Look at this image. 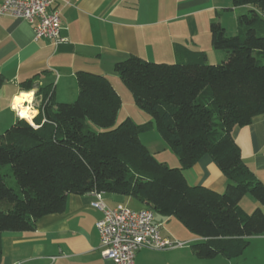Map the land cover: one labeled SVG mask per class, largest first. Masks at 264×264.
<instances>
[{
    "label": "trees",
    "instance_id": "1",
    "mask_svg": "<svg viewBox=\"0 0 264 264\" xmlns=\"http://www.w3.org/2000/svg\"><path fill=\"white\" fill-rule=\"evenodd\" d=\"M232 4L249 9L239 15L235 34L212 21V45L225 53L221 63L210 64L197 50H188L184 62L132 55L115 63L135 104L152 117L146 123L128 117L114 127L122 98L100 73H76L73 102L56 101L49 88L37 91L36 127L19 118L0 134V264L4 232L35 229L42 216L64 212L72 193H117L155 215L177 217L201 238L191 244L201 259L238 257L252 237L264 235V183L233 136L235 127L264 116V0ZM36 78L20 89L34 88ZM154 126L180 167L158 160L143 143L140 134ZM206 154L229 180L223 192L190 185L185 177L184 170ZM248 194L261 204L252 212L241 205Z\"/></svg>",
    "mask_w": 264,
    "mask_h": 264
},
{
    "label": "crops",
    "instance_id": "2",
    "mask_svg": "<svg viewBox=\"0 0 264 264\" xmlns=\"http://www.w3.org/2000/svg\"><path fill=\"white\" fill-rule=\"evenodd\" d=\"M57 6L64 38L59 43L36 38L34 26L27 20L0 15V134L19 119L11 104L21 91H34L32 107L38 113L42 94L36 93L40 88H49L58 102L76 100L78 71L107 76L120 93L114 65L132 55L174 63L186 61L188 50H197L206 53L210 64H216L209 61L210 56L223 60L225 53L212 45V21L219 20L229 33L235 34L239 15L249 9L234 7L232 0H67ZM35 75L34 88L20 89L21 82ZM233 136L243 160L264 183V116L255 117L249 125L235 127ZM184 174L190 185L220 192L229 183L209 154L184 170ZM116 194H104L108 206L129 205ZM94 199L93 191L72 193L64 212L42 216L35 229L4 232L1 264H111L100 253L96 222L102 212L92 207ZM138 204V209L144 208ZM241 205L247 212L261 206L247 196ZM162 219L158 222L168 219L167 225L171 220ZM163 235L188 245L164 250L143 248L136 255V264H264V235L252 237L238 257L219 255L211 259L194 254L191 244L201 238L188 229L179 232L166 227Z\"/></svg>",
    "mask_w": 264,
    "mask_h": 264
},
{
    "label": "built area",
    "instance_id": "3",
    "mask_svg": "<svg viewBox=\"0 0 264 264\" xmlns=\"http://www.w3.org/2000/svg\"><path fill=\"white\" fill-rule=\"evenodd\" d=\"M58 2L66 3L67 0H4L0 15L27 20L34 26L36 38L59 43L64 38L61 36ZM93 194L95 199L91 205L102 212V217L96 222L100 253L111 264H136V255L143 248L164 250L187 244L164 236L162 225L156 221L152 209H134L127 204L110 207L104 200V191H93Z\"/></svg>",
    "mask_w": 264,
    "mask_h": 264
},
{
    "label": "rangeland",
    "instance_id": "4",
    "mask_svg": "<svg viewBox=\"0 0 264 264\" xmlns=\"http://www.w3.org/2000/svg\"><path fill=\"white\" fill-rule=\"evenodd\" d=\"M232 33V32H230ZM237 33V32H236ZM233 34V33H232ZM209 61L214 62L216 64L221 63L222 60H220V58L217 57H213V55L210 56ZM117 88L120 91V96L122 98V105L118 111L117 117H116V121L114 123V127L118 126L120 123H122L126 118L130 117L131 119H133L136 123L138 124H143L146 123L148 121H150L152 119V117L143 109L139 108L132 97L131 92L128 90V88L121 82V80L118 78V81L115 82ZM75 101V100H74ZM91 127L95 130H100V128L94 126L91 124ZM140 138L142 139L143 143L152 151V153L155 155V157L160 160V161H167V165L171 166V167H177L174 166V164H181L179 161V158L177 157L176 153L173 151V149L167 144V142L162 138L160 132L157 130V128L154 126L153 128H151L148 131H144L140 134ZM180 167V166H178ZM11 172L10 167L8 166L6 169V172ZM9 183L11 186H15V179L14 178H9ZM110 194V193H109ZM122 197V202H127L130 207L134 208V209H138L139 204L137 200H133L132 198H128L124 195H120V194H116ZM247 198H251V195H246ZM253 198V197H252ZM248 200V199H247ZM247 207V206H246ZM253 210H251L252 212ZM161 218H163L162 220L166 219L167 217L162 216L160 214H156L155 215V219L158 222ZM170 218V222L168 223V225L166 224V222H168V219H166L167 221H165L164 223H161L162 225V231L164 233V228L166 227H172L173 229H175L176 231L178 230L179 232H182L183 230L187 231L186 227L181 223V221H179V219L175 216H171L168 217ZM188 245V243H187Z\"/></svg>",
    "mask_w": 264,
    "mask_h": 264
},
{
    "label": "clouds",
    "instance_id": "5",
    "mask_svg": "<svg viewBox=\"0 0 264 264\" xmlns=\"http://www.w3.org/2000/svg\"><path fill=\"white\" fill-rule=\"evenodd\" d=\"M34 96V91L23 92L21 91L16 95L11 104V108L16 112L20 119L27 120V122L36 127L33 124V118L39 113L32 107V97ZM25 102H27V107H25Z\"/></svg>",
    "mask_w": 264,
    "mask_h": 264
}]
</instances>
